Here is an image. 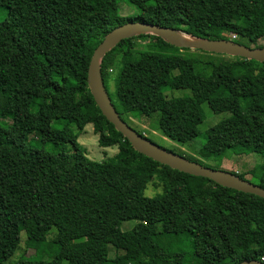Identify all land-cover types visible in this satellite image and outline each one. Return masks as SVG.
Segmentation results:
<instances>
[{
  "label": "trees",
  "instance_id": "1",
  "mask_svg": "<svg viewBox=\"0 0 264 264\" xmlns=\"http://www.w3.org/2000/svg\"><path fill=\"white\" fill-rule=\"evenodd\" d=\"M122 1L139 13L125 16L120 0H0V264L19 250L22 232L33 252L15 264L262 261L264 199L135 151L95 103L88 68L104 38L131 22L263 48L264 0ZM187 51L138 35L104 57L103 82L121 119H154L165 137L187 144L200 136L207 104L228 117L207 131L204 158H264V63L203 62ZM175 90L190 95L169 98ZM89 125L100 147L117 148L108 161L90 160L79 143ZM250 175L264 189V163ZM154 180L162 192L147 197ZM126 222L135 225L123 231Z\"/></svg>",
  "mask_w": 264,
  "mask_h": 264
},
{
  "label": "water",
  "instance_id": "2",
  "mask_svg": "<svg viewBox=\"0 0 264 264\" xmlns=\"http://www.w3.org/2000/svg\"><path fill=\"white\" fill-rule=\"evenodd\" d=\"M178 33L182 32L159 24H146L141 22L126 23L111 31L94 51L88 68V86L95 103L101 110L103 116L114 126L115 130L127 138L134 150L138 153L173 170L191 176L205 178L224 188L264 199V189L260 186L241 179L231 172L211 169L200 163L190 161L144 138L125 123L114 108L103 82L101 65L104 57L122 41L138 35H153L180 49L200 50L205 53L255 60L259 63H264V47L251 48L232 40L198 39L189 35L187 36L191 40L185 41L179 38ZM240 264L264 263L253 260L244 261Z\"/></svg>",
  "mask_w": 264,
  "mask_h": 264
},
{
  "label": "rangeland",
  "instance_id": "3",
  "mask_svg": "<svg viewBox=\"0 0 264 264\" xmlns=\"http://www.w3.org/2000/svg\"><path fill=\"white\" fill-rule=\"evenodd\" d=\"M120 9L121 12L124 11L125 16H129L130 11L131 14H138L139 12L134 8L129 6L124 1L120 0ZM127 6V7H124ZM244 43H247L246 41H243ZM259 45L264 46V39H261L259 41ZM253 47V45L251 46ZM184 55L191 58H197L203 62H206L208 60H214V61H231V57L229 56H209L206 54H201L199 52H196L195 50L184 52ZM111 78L108 84V90L111 95L115 94L116 87L114 80L117 78L118 70L115 66H113L110 70ZM169 98L172 97H182L186 95H190V92L187 90H180V91H169L167 93ZM66 103L71 106L73 105V101L70 97L65 98ZM203 111H204V122L199 126V133L200 136H198L196 139H194L192 142L187 144H181L179 142L173 141L167 137H165L158 129V125L156 120L154 119H148L145 117L141 118H134L131 117L128 121V124L133 129L142 132L147 138L152 140L155 144L158 146L171 151L175 154H178L180 156H183L187 159H193L198 160L200 163H202L204 166H207L208 168L215 169V170H223L227 172H236L239 174L246 175V179L249 181H254L257 183V179H251L250 172L254 169H256L257 166L262 165L264 163V158L257 154H242V155H234L222 159H206L201 155V151L203 146L206 143V133L209 129L220 123L222 120L226 119L228 117V114H215L211 108L207 105H203ZM14 136H17L15 133ZM98 136L95 134L93 126L89 125L86 127L84 132H82L79 135V143L86 149L87 156L90 160L96 161V162H105L108 161L111 157H113L117 153V148H102L99 145ZM162 192V186L157 181H152L147 190L145 191V195L147 197H154L156 194ZM179 221V218L177 216L171 218V222L173 224H176ZM135 225V222H126L122 225V230L127 231L133 228ZM56 230L53 229L50 232L49 239H52L55 235ZM21 244L19 250L16 252V254L6 263V264H15V262L24 254L30 255L33 251L28 250L26 240L27 236L25 232L21 233ZM115 251L113 248H110V258H114ZM46 259V258H45Z\"/></svg>",
  "mask_w": 264,
  "mask_h": 264
},
{
  "label": "bare ground",
  "instance_id": "4",
  "mask_svg": "<svg viewBox=\"0 0 264 264\" xmlns=\"http://www.w3.org/2000/svg\"><path fill=\"white\" fill-rule=\"evenodd\" d=\"M177 35H178L179 38L182 39V40H185V41L191 40V38H190L189 36H187L186 34L178 33Z\"/></svg>",
  "mask_w": 264,
  "mask_h": 264
},
{
  "label": "built area",
  "instance_id": "5",
  "mask_svg": "<svg viewBox=\"0 0 264 264\" xmlns=\"http://www.w3.org/2000/svg\"><path fill=\"white\" fill-rule=\"evenodd\" d=\"M233 39H236V37H235V36H233ZM262 262L264 263V258L262 259Z\"/></svg>",
  "mask_w": 264,
  "mask_h": 264
}]
</instances>
